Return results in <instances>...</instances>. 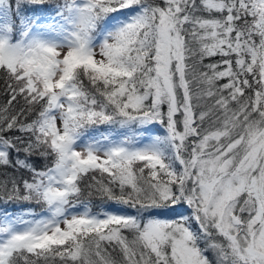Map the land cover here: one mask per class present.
Returning <instances> with one entry per match:
<instances>
[{"label":"snow or ice","instance_id":"6c2138e0","mask_svg":"<svg viewBox=\"0 0 264 264\" xmlns=\"http://www.w3.org/2000/svg\"><path fill=\"white\" fill-rule=\"evenodd\" d=\"M0 264H264V0H0Z\"/></svg>","mask_w":264,"mask_h":264}]
</instances>
